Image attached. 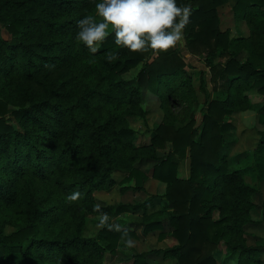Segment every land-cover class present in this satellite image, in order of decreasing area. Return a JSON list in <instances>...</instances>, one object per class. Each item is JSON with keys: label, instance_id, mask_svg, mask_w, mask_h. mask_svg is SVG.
Instances as JSON below:
<instances>
[{"label": "trees", "instance_id": "1", "mask_svg": "<svg viewBox=\"0 0 264 264\" xmlns=\"http://www.w3.org/2000/svg\"><path fill=\"white\" fill-rule=\"evenodd\" d=\"M227 1L177 0L191 8L183 29L187 50L204 54L213 70V59L226 56L215 69L226 85L213 88L198 123L192 118L175 127L170 99L191 85L173 47L130 50L115 44L110 27L91 53L74 37L76 20L95 15L96 0H0V264H105V252L115 251L122 232L102 226V245L84 234L86 215L104 212L94 192L116 185L115 171L125 173L122 181H132V189L144 188L149 175L135 166L139 159L156 161L150 176L165 184L159 206L149 211L155 206L149 196L117 207L140 211L144 233L171 226L176 244L163 250L164 257L217 264L222 241L235 264H259L260 249L244 237L255 189L240 168H229L224 117L253 109V89L264 110V0L231 5L236 18L251 23L260 67L239 62L228 50L218 14ZM2 28L15 42L2 36ZM239 41L252 44L250 37ZM111 53L114 58L106 59ZM138 65L133 78L124 77ZM144 90L162 100L167 114L149 143L135 145L131 119L149 129ZM257 147L264 151V133ZM185 158L188 175L179 177ZM261 206L264 224V200ZM6 225L13 229L5 232ZM132 264L148 262L140 253Z\"/></svg>", "mask_w": 264, "mask_h": 264}, {"label": "rangeland", "instance_id": "2", "mask_svg": "<svg viewBox=\"0 0 264 264\" xmlns=\"http://www.w3.org/2000/svg\"><path fill=\"white\" fill-rule=\"evenodd\" d=\"M233 0H228L225 4L218 7L220 20V29L227 30L230 40L228 50L239 62L251 61L254 65L260 67L263 62L255 55L256 44L251 28V23L247 19H238L234 16L231 5ZM2 25L0 24V27ZM2 36L9 42H15L8 32L2 28ZM240 37L252 39V46L243 45ZM177 54L184 60V70L190 76L191 87L183 88L170 99V112L174 115V126L184 125L186 122L195 119L196 123L200 121L201 112L205 109L206 101L216 93L213 88L216 86L221 90L225 88L220 76L215 73L216 67L226 57L216 56L213 59L214 70L206 66L204 54L191 53L185 46L184 39L172 46ZM155 54L151 53L148 59ZM140 65L124 74L125 78H133L138 72ZM218 89V90H219ZM255 104L253 109L236 110L226 114L224 120L228 122V127L224 132V149L229 163V168H240L242 176L246 182L255 189L252 195V201L255 206L250 211L251 220L244 225L246 243L260 249V262L264 264V224L261 215V203L264 200V151L258 150L259 140L264 133V110L261 109L262 96L255 94V89L248 92ZM142 105L147 111V122L149 129L146 130L141 120L131 119V125L136 130L134 144L139 145L142 142L149 143L154 134L155 127L163 121L167 110L163 107L162 100L147 90L143 91ZM171 146V143H167ZM159 156L164 152L157 151ZM155 160L139 159L135 166L146 172L149 176L141 190L132 189L131 182L122 181L124 172L115 171L113 176L117 182L111 188L95 191L94 197L97 204L105 208L101 215L88 213L84 234L94 236L104 245L105 239L99 235V229L104 225L119 224L122 235L116 245L114 252L106 251L104 254L105 264H132L133 256L143 253L148 264H177L175 258L163 256V250L176 244V240L171 235V226L164 223L162 231L144 233L141 221L140 211L130 209L120 210L117 207L119 203H138L152 196L155 206L149 208L151 211L159 206V197L163 194L165 184L150 176L152 166ZM188 158L179 160L178 176L187 177ZM130 185V186H129ZM121 186H129L124 191H120ZM13 226L6 225L5 232H9ZM132 243L128 244L127 240ZM217 264H235V258L230 257L229 251L222 241L218 245L215 253Z\"/></svg>", "mask_w": 264, "mask_h": 264}, {"label": "clouds", "instance_id": "3", "mask_svg": "<svg viewBox=\"0 0 264 264\" xmlns=\"http://www.w3.org/2000/svg\"><path fill=\"white\" fill-rule=\"evenodd\" d=\"M190 13V6L177 0H96L95 15L85 14L76 20L74 38L95 53L111 27L117 45L130 50L162 51L183 41ZM115 55L111 53L106 59L112 60ZM109 227L119 229L120 225ZM127 243L131 244V239Z\"/></svg>", "mask_w": 264, "mask_h": 264}]
</instances>
